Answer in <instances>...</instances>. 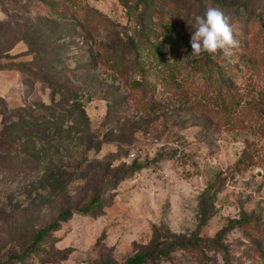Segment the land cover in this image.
<instances>
[{
  "label": "rangeland",
  "instance_id": "rangeland-1",
  "mask_svg": "<svg viewBox=\"0 0 264 264\" xmlns=\"http://www.w3.org/2000/svg\"><path fill=\"white\" fill-rule=\"evenodd\" d=\"M207 7L230 58L190 56ZM20 111L50 168L0 171V264H264V0H0V132Z\"/></svg>",
  "mask_w": 264,
  "mask_h": 264
},
{
  "label": "trees",
  "instance_id": "trees-1",
  "mask_svg": "<svg viewBox=\"0 0 264 264\" xmlns=\"http://www.w3.org/2000/svg\"><path fill=\"white\" fill-rule=\"evenodd\" d=\"M236 7L234 5L231 6L230 10H235ZM224 13H227L228 10H223ZM204 15V11L201 10V14ZM142 32H140L141 34ZM142 37H139L138 40H140ZM140 42V41H139ZM141 43V42H140ZM135 43H132L131 49H133L136 45ZM138 85H141V83H137ZM8 114V113H7ZM24 115V112H16L13 113L12 116L17 118V121H14L13 126L11 127L10 131H4L2 130L0 132V171L1 172H31L39 170L41 167L44 168V172L48 173V170L50 167H48L47 164L41 165V163L35 162L32 160L31 155L23 156L21 152H19L18 145H19V135L18 132L19 127L22 126L24 123L25 118H22L21 116ZM98 208V196L94 197L92 201L90 202V205L84 209H76L74 213H80V214H89L92 213L94 210ZM201 212L203 216L207 214L206 207H205V201L203 200L201 202ZM73 216L72 211H66L59 215L58 222H65L69 220ZM58 224H53L44 230L40 231L35 239V242H42L44 238H46L49 234V231L54 230ZM177 248H183L188 249V246L186 245H176ZM159 264V259L153 255V254H142L135 257H131L126 260L125 264Z\"/></svg>",
  "mask_w": 264,
  "mask_h": 264
},
{
  "label": "clouds",
  "instance_id": "clouds-1",
  "mask_svg": "<svg viewBox=\"0 0 264 264\" xmlns=\"http://www.w3.org/2000/svg\"><path fill=\"white\" fill-rule=\"evenodd\" d=\"M191 33V55L199 57L203 53L215 55L222 52L225 58L233 55V50L240 47L230 18L216 7H207L204 15H196Z\"/></svg>",
  "mask_w": 264,
  "mask_h": 264
},
{
  "label": "built area",
  "instance_id": "built-area-1",
  "mask_svg": "<svg viewBox=\"0 0 264 264\" xmlns=\"http://www.w3.org/2000/svg\"><path fill=\"white\" fill-rule=\"evenodd\" d=\"M130 157H131V158H137L138 155H137L136 153H132V154L130 155ZM81 264H87V263H81Z\"/></svg>",
  "mask_w": 264,
  "mask_h": 264
}]
</instances>
